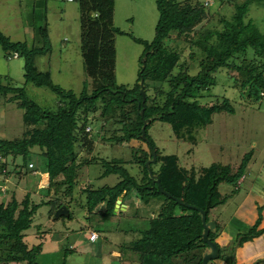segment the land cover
<instances>
[{
    "label": "trees",
    "instance_id": "trees-1",
    "mask_svg": "<svg viewBox=\"0 0 264 264\" xmlns=\"http://www.w3.org/2000/svg\"><path fill=\"white\" fill-rule=\"evenodd\" d=\"M77 2L81 54L86 73L92 80L91 87L86 84L79 93L56 84L51 72L40 70L34 62L36 52L25 43L11 42L0 31V43L5 50L9 45L16 47L20 44L22 49L16 48L14 54L20 56L21 51L27 56L26 82L47 87L59 96L56 107H41L26 95L24 89L5 86L0 80V92L4 93L5 101L15 102L23 110L24 123L29 127L21 138L0 137V173L7 176L9 160L16 163L21 157L33 174L41 176L29 160L31 154H41L46 159V173L50 176L44 192L49 199L43 203L52 204L55 210L66 205L68 214L62 217L72 218L69 203L75 200L80 172L86 165L101 159L105 168L101 177L117 174L120 179L111 186L95 188L89 184L82 189L86 194L83 204L88 212L99 211L104 204L105 209L100 212L114 215L120 197L126 204V197L134 191L136 197L140 195L147 200L150 190L154 189L169 202L156 216L148 219V225L123 230L127 234L140 235L129 250L138 254L139 264H203L208 244L203 238L202 213L178 200L203 209L210 220L211 211L227 202L228 196L220 191V185L231 183L236 190L241 187L252 152L244 156L237 169L220 161L188 168L182 165L177 154H163L148 130L156 120H161L171 124L178 139L195 143L196 132L211 125L216 113L235 114L233 99L225 95L212 94L211 103L204 101L205 92H211L220 82L217 76L220 71L226 73L232 86L245 93L250 102L263 103L264 20L246 18L252 7L264 9V0H217L211 4L203 0H156L160 16L151 41L115 25L116 0ZM216 14L222 16L220 21L215 19ZM118 34H128L145 45L141 56V59L145 57V68L141 61L139 78L132 89L117 82ZM186 49L190 53L180 62ZM141 78L145 83V101L139 83ZM95 120L101 124L98 137L93 134L92 122ZM108 132H111L109 137ZM98 140L125 145L132 155L128 159L83 157V149L94 152ZM153 150L157 159L151 162L150 168L171 196L166 195L149 174L146 162L153 158ZM127 164L140 166L142 177L132 175ZM22 166L16 163L19 174H23ZM40 205L33 201L29 192L19 199L16 189L8 199L0 202V264H40L38 256L43 244L31 247L24 238V232L32 226L33 216ZM177 205H181L185 212L175 214ZM263 210L264 204L259 205L256 220L236 234L234 245L263 232L264 229L259 230ZM216 223L217 229L210 233V239L219 246V258L227 254L226 245L218 241L223 225ZM117 250L121 251V248ZM123 256L122 252L115 257L121 259ZM129 259L135 260L133 257ZM262 262L264 259H259L255 264Z\"/></svg>",
    "mask_w": 264,
    "mask_h": 264
},
{
    "label": "rangeland",
    "instance_id": "rangeland-1",
    "mask_svg": "<svg viewBox=\"0 0 264 264\" xmlns=\"http://www.w3.org/2000/svg\"><path fill=\"white\" fill-rule=\"evenodd\" d=\"M203 1L209 4L217 2ZM159 16L156 0H116L115 25L144 40L154 39ZM250 17L263 21L264 9L252 7L246 19ZM221 18L220 14H216L215 19L220 21ZM0 31L11 42L25 43L31 51L36 52L34 62L40 70L50 71L56 84L76 93L81 92L86 84L91 87L92 80L86 73L81 54V21L77 0H0ZM16 48L22 49L19 44L16 47L9 45L5 50L0 43L2 84L24 89L26 95L41 107H56L59 96L55 92L26 82L27 56L20 51V56L15 57ZM116 49L117 82L132 89L139 78L145 45L128 34H118ZM185 51L180 62L187 59L190 53L189 49ZM217 76L220 82L211 92H205L204 101L211 103L212 94L225 95L233 99L235 114L216 113L211 125L196 132L195 143L178 139L171 124L161 120H156L151 125L148 134L163 154H177L182 165L188 168L194 165L196 168L209 166L212 162L220 161L237 169L244 156L252 152L247 163L246 179L241 187L236 190L234 184L222 183L219 188L228 196L227 202L214 208L209 214L210 220L219 222L223 225L222 228L227 225V235L223 237L224 229H220L218 237L220 242L224 239L227 256L216 258L214 264H236V249L239 250V242L234 245L236 234L253 224L258 216V206L264 204V101L261 105L250 102L245 93L232 86V81L228 80L225 72L220 71ZM100 125L99 120L92 122L95 137L100 135ZM28 128L23 120V110L15 102L5 101L4 93L0 92V137L21 138ZM107 136H111V132ZM81 155L90 159L94 155L107 159H128L132 151L125 145L98 140L94 152L89 153L83 149ZM29 160L35 164L38 173L42 175L46 172L44 156L36 152L31 154ZM16 163L23 165L20 168L23 174L18 173ZM16 163L10 159L7 166L9 174L5 176L0 173V202L8 199L16 189L19 199L29 192L33 201L41 204L33 216L32 226L24 232L25 241L31 247L43 244L38 256L40 264H139L138 254L129 249L135 245L140 235L127 234L123 230L148 225V219L156 216L169 202L164 195L153 189L148 193L149 198L143 200L139 194L136 197L133 191L125 200L129 207L115 210L114 215L100 212L105 209L104 204L101 210L88 212L83 204L86 194L82 189L89 184L95 188L111 186L120 179L117 174L101 177L105 168L99 159L98 162L86 165L80 172V180L74 191L75 200L69 203L72 218L56 217L52 204L43 203L49 199L44 194L49 180L40 188L44 191L39 192L38 181L41 176L33 174L21 157L16 159ZM126 166L132 175L139 179L142 177L140 166ZM174 212L182 214L185 211L181 205H177ZM262 215L261 224L264 225V210ZM92 230L97 231L100 236L95 243L89 240ZM245 247L248 256L254 254L253 264L264 259V242L261 238L247 242ZM122 252L123 258L115 257ZM129 257L135 260L131 261Z\"/></svg>",
    "mask_w": 264,
    "mask_h": 264
},
{
    "label": "water",
    "instance_id": "water-1",
    "mask_svg": "<svg viewBox=\"0 0 264 264\" xmlns=\"http://www.w3.org/2000/svg\"><path fill=\"white\" fill-rule=\"evenodd\" d=\"M143 62V69L145 68V57L142 59ZM140 85H141V93L143 96V100H146V91H145V83H144V78H141V80L139 81ZM147 126V122L145 121L142 131H143V136L145 137V129ZM153 158L152 159H148V161L146 162V166L148 168L149 174L153 180V182H157L159 184V187L161 188V190L168 196H171V194L167 191H165L163 189V187L161 186V181L159 179V176L157 174H154L153 171L150 168V164L151 162H155L157 159L156 153L153 150ZM50 180L48 181V186H49ZM47 186V187H48ZM122 200L123 198L120 197L117 200V204H116V209L122 208L125 209V204L122 205ZM180 204L187 206L189 208H196L198 209L201 213H202V220H203V224H204V233H203V238L204 241L208 244V248L205 250L204 254H203V264H214V260L216 258H218L219 256V246L217 244L216 241H213L210 239V233L211 232H215L217 229V223L214 220H207V214L204 212L203 209L194 206L192 204H189L188 202H184L181 200H178ZM68 214V208L66 205H63L61 207H59L56 212H55V216L56 217H61V216H65Z\"/></svg>",
    "mask_w": 264,
    "mask_h": 264
},
{
    "label": "crops",
    "instance_id": "crops-1",
    "mask_svg": "<svg viewBox=\"0 0 264 264\" xmlns=\"http://www.w3.org/2000/svg\"><path fill=\"white\" fill-rule=\"evenodd\" d=\"M48 180H50V176H49V174L48 173H43L42 175H41V177H40V179H39V182H38V189H40V188H42V185L46 182V181H48ZM18 198H19V196H18ZM126 206H128L129 207V204L128 203H126L125 204V207ZM117 211V210H116ZM257 217V216H256ZM227 226V225H226ZM226 226H224V228H222V229H224V230H222V234H223V237H225V235H227L226 234V231H227V228H226ZM264 229V225H260L259 226V230H263ZM93 231H95V230H93ZM90 234V233H89ZM100 237V236H99ZM261 238V241L262 242H264V230H263V232L262 233H260L259 235H257V236H255L254 238H252V239H246V240H243L242 242H240L238 245H239V250H237L236 249V257L238 256V260H237V263L236 264H253V262H252V260H254V254L253 255H247V253H246V250H247V248L245 247V244L247 243V242H249V241H251V240H253V239H255V238ZM99 239V238H98ZM89 240H90V238H89ZM223 240L224 239H222V241L220 242V240H218L221 244H223V245H226L224 242H223ZM98 241V240H97ZM91 242V241H90ZM92 243H95V242H92ZM245 243V244H244ZM242 246V247H241ZM241 247V248H240Z\"/></svg>",
    "mask_w": 264,
    "mask_h": 264
},
{
    "label": "built area",
    "instance_id": "built-area-1",
    "mask_svg": "<svg viewBox=\"0 0 264 264\" xmlns=\"http://www.w3.org/2000/svg\"><path fill=\"white\" fill-rule=\"evenodd\" d=\"M68 1H72V0H68ZM15 57H18L17 53L15 54ZM30 166L32 167L33 163H31ZM89 238H90L91 242H96L98 240V238H99L98 232L97 231H93V230L90 231V237Z\"/></svg>",
    "mask_w": 264,
    "mask_h": 264
},
{
    "label": "clouds",
    "instance_id": "clouds-1",
    "mask_svg": "<svg viewBox=\"0 0 264 264\" xmlns=\"http://www.w3.org/2000/svg\"><path fill=\"white\" fill-rule=\"evenodd\" d=\"M73 1V0H72ZM122 205H123V203H122ZM121 210H122V208H120Z\"/></svg>",
    "mask_w": 264,
    "mask_h": 264
}]
</instances>
